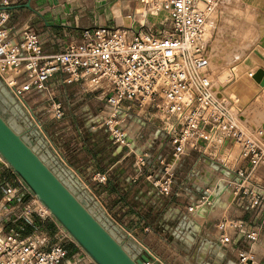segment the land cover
Instances as JSON below:
<instances>
[{"label": "built area", "instance_id": "2783aa9c", "mask_svg": "<svg viewBox=\"0 0 264 264\" xmlns=\"http://www.w3.org/2000/svg\"><path fill=\"white\" fill-rule=\"evenodd\" d=\"M221 1L135 0L144 10V19L136 26L97 27L86 32L81 43L70 44L53 55L44 53L33 29L11 31L6 28L9 14L5 8L9 4L3 1L0 79L48 141L44 122L38 118L30 100L36 96L45 98L50 103V108H45L48 119H63L65 109L55 100L52 86V81L54 84L62 81L65 85H80L85 96L93 95L104 103L95 117L98 124L95 126L106 129L115 143L124 147L134 143L133 139L132 143L128 139L129 125L125 123L132 116L156 125L167 138L175 161L188 152H197L238 178H247L264 169V130L245 128L239 114L213 83L212 44L205 27ZM149 16L154 18L152 22L158 20V23L149 24ZM136 157L132 181L145 177L162 196H173L174 169L161 161L159 167L148 171L149 156L139 153ZM244 164L250 170L247 176L242 168ZM107 180L105 174L97 179L99 183ZM0 191L3 193L0 197V264H81V261L93 264L84 253L77 260H69L70 252L61 243V238L68 237L67 234L44 213L36 198L1 157ZM205 192L213 194L209 190ZM248 195L244 190L240 197ZM99 203L108 217L120 226L102 202ZM209 204L207 197H201L196 207ZM250 208L264 212V191L252 196ZM35 218L51 219L60 235L51 237L37 228L23 236ZM120 227L138 242L133 233ZM227 227L240 229L242 224L223 222L220 225L223 244L230 242L223 233ZM248 238L255 241L254 234H249ZM241 261L255 264L245 253Z\"/></svg>", "mask_w": 264, "mask_h": 264}, {"label": "crops", "instance_id": "0c3cea01", "mask_svg": "<svg viewBox=\"0 0 264 264\" xmlns=\"http://www.w3.org/2000/svg\"><path fill=\"white\" fill-rule=\"evenodd\" d=\"M3 1L9 4L5 8L9 14L6 28L33 29L46 55L81 43L84 34L97 27H129L131 9L126 7V0H0V11L4 10ZM254 52L256 69L264 71V39ZM247 61L245 57L231 74L234 80L239 79L238 93L260 89L255 98L258 101L264 98V85L256 79L247 81V75L243 79L242 66L246 67ZM52 83L54 91L64 98L59 102L63 104L65 116L61 120L44 121L46 134L59 156L88 187L86 196L100 214L92 196L163 264H251L241 261L244 253L255 264H264V212L250 208L252 196L264 191V169L249 174V167L244 164L242 168L249 177L240 179L234 174L232 177L222 174L213 161L197 152H188L175 161L167 138L156 125L132 116L125 123L129 125L128 139L134 143L124 147L112 141L106 129L95 126L98 125L95 117L103 102L93 95L85 96L78 84ZM228 100L236 102L237 96ZM258 128L264 130V125L253 130ZM139 153L149 156L148 171L159 167L161 161L174 169L173 196H162L145 177L132 181ZM104 174L108 175L107 182L99 183L97 179ZM220 183L230 193L224 191L219 201L197 208L202 193L206 190L214 193ZM244 190L249 195L241 198ZM223 222L242 224L240 229L227 227L223 231L230 238L226 244L221 242ZM48 225V220L35 218L31 228H41L54 237L46 230ZM249 234H254L255 241L249 240ZM75 252L71 250L70 255ZM78 258L73 256L72 260Z\"/></svg>", "mask_w": 264, "mask_h": 264}, {"label": "water", "instance_id": "95a60500", "mask_svg": "<svg viewBox=\"0 0 264 264\" xmlns=\"http://www.w3.org/2000/svg\"><path fill=\"white\" fill-rule=\"evenodd\" d=\"M264 71L259 70L255 79L264 85ZM262 79V80H261ZM0 91L14 109L0 111V156L29 192L45 207L51 218L67 234L75 246L94 264H145L153 261L163 264L143 243H138L118 224L112 221L95 197L101 214L93 207L85 192L89 189L11 95L0 79ZM9 108L7 103L2 104ZM16 110L29 121L21 120ZM25 125L22 130L21 124ZM40 136L41 139H38ZM36 140L33 144L31 140ZM216 169L232 177L233 173L220 165ZM220 183L213 194L202 193L208 202H217L227 191ZM84 191V192H83Z\"/></svg>", "mask_w": 264, "mask_h": 264}, {"label": "rangeland", "instance_id": "374dc122", "mask_svg": "<svg viewBox=\"0 0 264 264\" xmlns=\"http://www.w3.org/2000/svg\"><path fill=\"white\" fill-rule=\"evenodd\" d=\"M125 5L131 9L128 16L129 26H136L138 22L143 21L144 10L140 5L136 4L135 0H126ZM263 12L264 0H222L218 5L217 10L212 13L208 21V24L210 25V35L208 37L212 44L210 68L212 65L211 71L213 83L225 99H230L234 95L237 96L236 102L232 103L231 100L228 101L230 102V105L234 107V111L239 114V120L242 122L241 124L249 130L264 125V98H261L258 101L255 99L258 96L257 94L260 92V89L243 94L238 93L236 87L239 79L238 81L233 79L231 70L238 68L240 62L246 57L248 59L246 67H244V65L242 66L244 68V72H242L243 79L245 78L244 75H247V81L251 82L252 79L255 80L254 77L259 70L256 69V64L254 62V59L257 58V54L254 50L256 47H259L261 41L264 39L262 37L264 34ZM151 19L154 18L149 16V24L153 22L155 23L156 21V23H158V20H153L152 22ZM13 31H19V29ZM225 76H227L226 79H224ZM262 79H264V76ZM57 98L59 99L58 101ZM55 100L57 102H63L64 98L55 91ZM5 102L10 106L9 100L0 91V108L2 111L5 112L8 110V112H10L9 109H14L12 106L9 108L4 107L2 104ZM30 103L42 122L49 120L45 108L49 109L50 103L48 101L46 102L45 98L36 96L34 99L30 100ZM38 111L40 112L38 113ZM16 113L21 120L26 122V126L30 124L20 112L16 110ZM18 122L20 123V121ZM21 126V129L25 130V125L21 124ZM47 135L49 136L48 133ZM37 137L38 139H41L40 136L37 135ZM31 142L37 144L35 139H33V141L31 140ZM236 155L237 154L235 153L233 157H231L232 162L230 165L233 164ZM222 159H224V157ZM2 194L3 193L0 191V197ZM230 198L231 196L229 195V199ZM48 221L49 225L46 230L54 236H59V228L51 219H48ZM6 231L9 232V229ZM32 231L33 229L26 231L23 236L31 234ZM133 235L135 236L134 233ZM61 243L69 250V252H71V250L76 251L72 256H69L70 261H73V256H79V258L83 257V252L73 244L69 237L63 236L61 238Z\"/></svg>", "mask_w": 264, "mask_h": 264}, {"label": "bare ground", "instance_id": "6f19581e", "mask_svg": "<svg viewBox=\"0 0 264 264\" xmlns=\"http://www.w3.org/2000/svg\"><path fill=\"white\" fill-rule=\"evenodd\" d=\"M205 33H206V36H209L210 35V25L207 23L206 24V27H205ZM243 88V87H242ZM241 121V120H240ZM1 157V156H0ZM2 159V158H1ZM225 193H230V191H225ZM225 200V199H224ZM36 201L39 203V205L42 207L43 211L45 214L49 215L50 216V212L41 205V203L36 199ZM51 217V216H50ZM89 259V258H88ZM90 260V259H89ZM91 261V260H90ZM92 262V261H91ZM93 263V262H92ZM94 264V263H93Z\"/></svg>", "mask_w": 264, "mask_h": 264}, {"label": "trees", "instance_id": "16d2710c", "mask_svg": "<svg viewBox=\"0 0 264 264\" xmlns=\"http://www.w3.org/2000/svg\"><path fill=\"white\" fill-rule=\"evenodd\" d=\"M30 229H32L31 226L27 227V230H28V231H29Z\"/></svg>", "mask_w": 264, "mask_h": 264}, {"label": "flooded vegetation", "instance_id": "af4514ba", "mask_svg": "<svg viewBox=\"0 0 264 264\" xmlns=\"http://www.w3.org/2000/svg\"><path fill=\"white\" fill-rule=\"evenodd\" d=\"M0 111L2 112V109L0 108Z\"/></svg>", "mask_w": 264, "mask_h": 264}]
</instances>
